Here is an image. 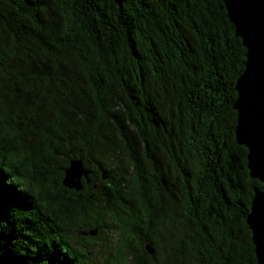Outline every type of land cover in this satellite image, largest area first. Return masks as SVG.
Returning <instances> with one entry per match:
<instances>
[{"label":"trees","instance_id":"trees-1","mask_svg":"<svg viewBox=\"0 0 264 264\" xmlns=\"http://www.w3.org/2000/svg\"><path fill=\"white\" fill-rule=\"evenodd\" d=\"M246 53L221 0H0V264H259Z\"/></svg>","mask_w":264,"mask_h":264},{"label":"water","instance_id":"water-1","mask_svg":"<svg viewBox=\"0 0 264 264\" xmlns=\"http://www.w3.org/2000/svg\"><path fill=\"white\" fill-rule=\"evenodd\" d=\"M236 36L247 50L245 70L236 83L238 97L233 104L237 111L236 138L248 149V169L252 179L262 184L256 190L247 218L259 264H264V0H221ZM89 170L81 159L70 161L63 185L77 192L83 189L82 177L90 183ZM97 230L90 235H96ZM84 235H87L84 233ZM147 251L153 254L151 245Z\"/></svg>","mask_w":264,"mask_h":264},{"label":"flooded vegetation","instance_id":"flooded-vegetation-1","mask_svg":"<svg viewBox=\"0 0 264 264\" xmlns=\"http://www.w3.org/2000/svg\"><path fill=\"white\" fill-rule=\"evenodd\" d=\"M152 221H153V223H155L156 222V220L154 219V218H152ZM138 226V225H137ZM140 229H136V230H141L140 232H137L136 231V234L134 233L133 234V237H132V241H131V244H130V247L131 248H133V246H135L136 248H141V245H142V243H144V242H146L145 244H144V248H145V250H146V245L148 246V245H151V246H153L154 248H155V246L153 245V244H151V243H148V242H150L149 241V235L147 234H144V233H142V231L144 230V228L142 229L140 226H138ZM144 232L145 233H147L146 232V230H144ZM152 237H154V234H150ZM145 238H147L148 239V241H144V239ZM146 252L149 254L150 252L149 251H147L146 250ZM151 254V253H150ZM149 254V255H150ZM155 254V252L153 251V254H151V255H154Z\"/></svg>","mask_w":264,"mask_h":264},{"label":"rangeland","instance_id":"rangeland-1","mask_svg":"<svg viewBox=\"0 0 264 264\" xmlns=\"http://www.w3.org/2000/svg\"><path fill=\"white\" fill-rule=\"evenodd\" d=\"M109 252V250H105V252L104 253H108Z\"/></svg>","mask_w":264,"mask_h":264}]
</instances>
